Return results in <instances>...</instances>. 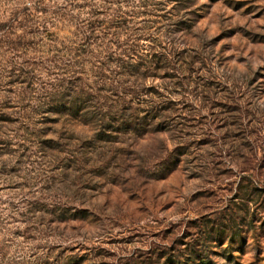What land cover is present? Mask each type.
<instances>
[{
  "label": "rangeland",
  "instance_id": "rangeland-1",
  "mask_svg": "<svg viewBox=\"0 0 264 264\" xmlns=\"http://www.w3.org/2000/svg\"><path fill=\"white\" fill-rule=\"evenodd\" d=\"M0 264H264V0H0Z\"/></svg>",
  "mask_w": 264,
  "mask_h": 264
}]
</instances>
